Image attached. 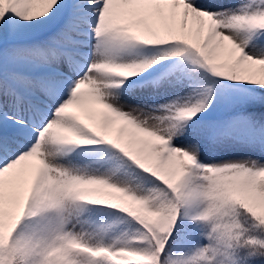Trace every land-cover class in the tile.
<instances>
[{
  "label": "snow or ice",
  "instance_id": "obj_1",
  "mask_svg": "<svg viewBox=\"0 0 264 264\" xmlns=\"http://www.w3.org/2000/svg\"><path fill=\"white\" fill-rule=\"evenodd\" d=\"M0 264H264V0H0Z\"/></svg>",
  "mask_w": 264,
  "mask_h": 264
}]
</instances>
